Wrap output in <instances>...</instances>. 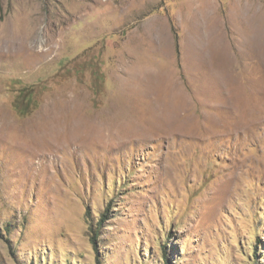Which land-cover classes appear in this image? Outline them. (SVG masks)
Instances as JSON below:
<instances>
[{
  "label": "rangeland",
  "instance_id": "obj_1",
  "mask_svg": "<svg viewBox=\"0 0 264 264\" xmlns=\"http://www.w3.org/2000/svg\"><path fill=\"white\" fill-rule=\"evenodd\" d=\"M0 264H264V0H0Z\"/></svg>",
  "mask_w": 264,
  "mask_h": 264
}]
</instances>
